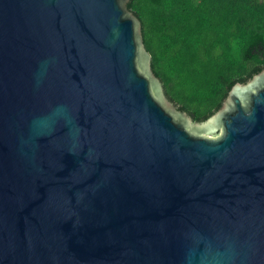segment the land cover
Segmentation results:
<instances>
[{
	"label": "water",
	"instance_id": "1",
	"mask_svg": "<svg viewBox=\"0 0 264 264\" xmlns=\"http://www.w3.org/2000/svg\"><path fill=\"white\" fill-rule=\"evenodd\" d=\"M130 0H0V264H264V70L194 123Z\"/></svg>",
	"mask_w": 264,
	"mask_h": 264
},
{
	"label": "trees",
	"instance_id": "2",
	"mask_svg": "<svg viewBox=\"0 0 264 264\" xmlns=\"http://www.w3.org/2000/svg\"><path fill=\"white\" fill-rule=\"evenodd\" d=\"M127 8L167 100L194 123L264 70V0H130Z\"/></svg>",
	"mask_w": 264,
	"mask_h": 264
},
{
	"label": "clouds",
	"instance_id": "3",
	"mask_svg": "<svg viewBox=\"0 0 264 264\" xmlns=\"http://www.w3.org/2000/svg\"><path fill=\"white\" fill-rule=\"evenodd\" d=\"M236 51H237V52L240 51V47H239V46H237ZM238 58H239V57H238Z\"/></svg>",
	"mask_w": 264,
	"mask_h": 264
}]
</instances>
